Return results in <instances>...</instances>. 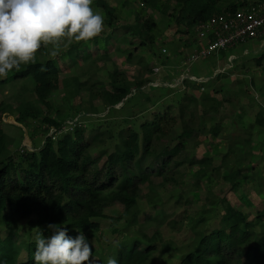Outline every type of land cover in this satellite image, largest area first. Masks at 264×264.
<instances>
[{
	"label": "trees",
	"instance_id": "1",
	"mask_svg": "<svg viewBox=\"0 0 264 264\" xmlns=\"http://www.w3.org/2000/svg\"><path fill=\"white\" fill-rule=\"evenodd\" d=\"M133 1L116 0L115 4H110L107 0H94L101 9L108 32L88 42L67 43V49L59 54L61 60H70L79 67V72L62 76L59 61L52 56L57 50L49 45L38 51L35 63L22 65L19 71H12L0 79V88L23 82L21 91L14 95L15 107L9 102L0 103V222L6 233L0 235V261L35 264V241L28 239L27 235L30 232L49 235L46 226L55 223L67 227L72 236L83 232L89 238L93 256L99 257V262L93 264H107L109 258H114L117 264H153L159 253L173 251L181 252L176 264H264V207L256 209L251 217L250 211L234 206L228 196L212 187L206 190L202 214L198 218L186 217V224L193 231L186 245L180 246L165 238L160 230L163 225L176 230L185 222L178 219L177 204L191 205L202 195L196 190L190 199L186 196L187 173L183 169L186 165L191 168L196 186L205 180L213 182L221 178L222 187L229 185L233 191L241 189L244 168L255 158L251 133L232 137L220 161L212 156L191 157L187 152L190 142L199 134L208 132L217 137L224 130L222 121L206 125L204 118H198L199 109H203L204 115L217 116L225 102L232 103L235 109L241 108L239 91L233 94L226 91V96L219 98L216 94L225 92L222 85V88L209 92L206 83L185 79L186 88L204 89L199 96L184 92L178 113L171 112L169 107L170 111L141 123L139 130L122 129L111 148L108 144L114 134L101 130L88 136L87 125L77 126L57 139L47 136L38 150L18 156L12 152L16 139L4 128L2 117L6 113L15 115L16 121L25 126H29L30 121H37L47 133L51 126H61L79 113H98L100 104L110 109L123 103V108L130 101L128 96L132 89H136V94L143 92V87L152 80L144 77V73L131 80L125 70L113 63L115 65L107 78H101L100 74L99 63L109 62L112 57L108 48L118 37L115 33L121 27L124 9L136 13L132 34L140 39L141 46H151L155 37L149 31L156 25L150 23L145 14L147 9L165 14L173 6V20L192 30L217 14L236 11L260 0H140V5L135 8ZM125 34L120 36L121 42L127 40ZM95 46L105 52L97 55ZM114 52L126 54L127 49L117 45ZM134 58L128 49L126 60L132 62ZM140 63L146 70L147 63ZM225 76L216 74L220 80ZM60 91L64 103L56 100ZM78 97L81 101L76 104ZM85 107L87 110L83 109ZM67 108L78 111L65 118ZM54 112L56 116H53ZM252 117L249 124L264 130V106L259 105L258 112ZM239 119L240 114L236 113L232 120ZM176 124L182 128L179 133L175 130ZM98 148V156H95ZM155 164L158 166L154 167ZM155 179H159L158 183L162 185L170 182L179 188L177 198L170 196L160 200L163 193L157 189ZM143 188L147 189L148 205L154 209L141 219V213L145 211L140 203ZM170 198L176 200L172 203V210L166 205ZM219 205L223 211L218 225L208 228L211 217L208 214ZM112 208H116L118 214L107 213ZM25 220L27 225L22 223ZM101 220L113 224L116 238L105 237L107 242L99 243V237L104 234ZM23 225L27 228L24 238L21 236ZM151 227L155 230L150 233L147 229Z\"/></svg>",
	"mask_w": 264,
	"mask_h": 264
},
{
	"label": "rangeland",
	"instance_id": "2",
	"mask_svg": "<svg viewBox=\"0 0 264 264\" xmlns=\"http://www.w3.org/2000/svg\"><path fill=\"white\" fill-rule=\"evenodd\" d=\"M110 4H115L116 0H107ZM165 1V0H162ZM242 2L246 0H240ZM140 5V0L133 1V8ZM95 11L101 13V9L98 8L93 0V5ZM174 7L172 6L168 12L147 9L145 14H147L150 23H155V28L149 31V34L155 37V42L153 45L141 46L140 39L132 34V25L134 23L135 12H128L124 9L121 17V27L117 29L115 35H117L116 41H111L108 51L112 53V57L109 62H100V74L101 78H107L108 73L113 69V63L127 73L129 79L134 80L136 77H140L144 73V77H150L153 83L159 84V86H152L151 83L146 84L143 87V92L141 94H136L134 89L128 96L130 101L121 108V104L116 105L113 108H101L98 113H93L88 119L87 123V133L86 135H93L101 130H105L107 133L114 134L113 138L109 142V147L111 148L113 144L117 142V136L122 129L125 131L129 128L139 130L141 123L144 121H150L153 116L161 114L167 111L171 107V112L178 113L180 100L183 98V93L192 94L195 96L200 95V91L186 88L183 80L188 79L189 81H196L198 83H206V90L209 92L215 89L222 88L225 92L217 93V97L223 98L226 96V91L234 93L235 91L240 92V101L242 107L235 109L233 104L230 102H225L224 107L221 111L215 115H204L203 109H199L198 118H204L206 125L210 126L214 122L222 121L224 130L217 137H213L212 134L205 132L199 134L194 140L190 142L188 153L191 157L202 158L212 156L216 161H220L223 154L227 152L229 147V141L232 137L236 135H244L247 133L252 134V144L253 152L255 154L252 164L244 168L242 174V184L239 191L231 190L230 186H223L222 179H215L213 182L203 181L196 186L194 184V178H192V171L189 166L186 165L183 169L186 170L187 176L185 177V191L186 196L190 199L192 193L196 190H200L202 195L195 198L191 205H178V219L185 221L181 223L176 230L171 229L167 225H163L160 229L163 236L168 239H172L178 245H186L193 236V231L188 226L186 217L198 218L202 214L203 203L205 201L206 190L210 187L214 188L218 192H222L223 195L228 196L231 203L236 207H242L246 211H250L251 217L256 209L264 207V130L260 129L257 125H250V121L253 119V115L259 110V105L264 106V43L263 39L254 40L246 42L236 48L223 50L220 52L213 53L209 57L201 59L199 61L193 62L191 65L188 59L194 52L196 47L200 46V37L195 31V28L190 30L184 24H177L173 20L171 15H173ZM102 14V13H101ZM109 30L104 25V31ZM102 32V33H103ZM108 32V31H107ZM101 33V34H102ZM127 37L125 42L119 40L120 36L124 35ZM100 34V35H101ZM117 45L123 46L127 49L126 54L123 52H114ZM68 47L67 42L61 45L55 52V56L59 61V67L62 71V76L67 73L79 72V67H75L73 63L68 61H63L60 58V53L65 51ZM128 49L133 52L134 59L132 62H128L127 54ZM40 51V50H39ZM95 53L97 55L103 54L104 49L95 46ZM247 51V52H246ZM232 54V55H230ZM142 63H147V68L144 70ZM82 65L83 62H80ZM159 67L160 71L155 72L154 68ZM150 69V70H149ZM223 73L226 76L221 80L217 79L216 74ZM188 75L195 76L198 80H193V78H188ZM3 79V78H2ZM107 79L106 81H108ZM183 80V81H182ZM200 81V82H199ZM30 82V80H29ZM28 84L30 90H33L31 82ZM21 82H16V84H8L0 88V103L9 102L13 107L17 105V101L14 95L19 93ZM25 83V82H24ZM178 84V86H177ZM186 89V90H185ZM84 95H86L84 93ZM84 97V96H83ZM63 92L60 91L57 94L56 100L60 103H64L62 100ZM81 99L78 97L75 99V103H79ZM100 101H97L99 104ZM87 110V107L83 108ZM78 111L76 108H67L64 112L63 117H67L70 113ZM236 113L240 114L241 119L238 121H233V116L236 117ZM86 114H91L90 112ZM56 116V112L53 113ZM3 123H5L4 128L7 129L8 133L14 137L15 144L12 147V152L16 156L27 152L38 150L46 139L48 132L44 131L38 126L39 122L30 121L29 126H25L16 121L15 115L4 114L2 117ZM21 127V129L16 128ZM175 130L177 133L182 131L180 124H176ZM22 135V138L19 137ZM64 135V134H63ZM87 136V137H88ZM60 136H56L58 138ZM240 147V145H238ZM99 148L95 150L94 155L98 156ZM103 161L100 162V167ZM158 165L155 164L154 167ZM224 172V170L222 171ZM157 189L162 191V196L159 197L160 200H164L173 196L177 198V194L180 189L172 185L170 182L165 184L158 183L159 179H155ZM218 184V185H217ZM225 184V183H224ZM144 192L141 196V208L145 209L141 214V219H143L145 214H150L153 212V207L149 206L145 193L146 188H143ZM250 191V192H249ZM249 192V193H247ZM170 201L166 204L167 208L172 210V203L176 201L174 198H170ZM186 210V213H185ZM223 209L219 205L215 211L209 212L208 228L215 227L218 225L219 218L221 217ZM150 212V213H149ZM107 213L118 214L116 208L110 209ZM185 213V214H184ZM23 224L27 225V221H23ZM109 220H101L103 237H99V243L107 242L105 237L116 238L117 235H113V228ZM21 236L24 238L26 236L25 229L26 226L23 225ZM149 232L154 231L155 228H148ZM0 235L5 236V228L0 222ZM99 235V234H97ZM35 234L33 232L28 233L27 238L34 240ZM111 239V240H112ZM102 245V244H100ZM102 253V252H100ZM25 254V251H24ZM181 252H168V254L159 253L154 259L153 264H176L179 263ZM94 263L99 262V257H94Z\"/></svg>",
	"mask_w": 264,
	"mask_h": 264
},
{
	"label": "clouds",
	"instance_id": "3",
	"mask_svg": "<svg viewBox=\"0 0 264 264\" xmlns=\"http://www.w3.org/2000/svg\"><path fill=\"white\" fill-rule=\"evenodd\" d=\"M93 0H0V79L35 63L39 50L88 42L104 31V16ZM55 51L52 55H55ZM37 232L35 264H93V248L83 232L50 223ZM0 264H6L0 261ZM107 264H117L109 258Z\"/></svg>",
	"mask_w": 264,
	"mask_h": 264
},
{
	"label": "built area",
	"instance_id": "4",
	"mask_svg": "<svg viewBox=\"0 0 264 264\" xmlns=\"http://www.w3.org/2000/svg\"><path fill=\"white\" fill-rule=\"evenodd\" d=\"M195 31L201 38L200 46L196 47L191 57H189L190 62L188 63L190 65L209 57L213 53L233 49L246 42L263 39L264 43V0L249 4L236 11H225L217 14L209 20L199 23L195 27ZM154 70L159 72L160 68L156 67ZM190 77L193 80H198L197 77L188 75V78ZM149 83L152 86H159L160 84L153 83V80ZM134 92H136V89H134ZM91 116H94V114L79 113L64 121L61 126H51L47 136L55 139L56 136L74 131L77 126L85 127Z\"/></svg>",
	"mask_w": 264,
	"mask_h": 264
}]
</instances>
